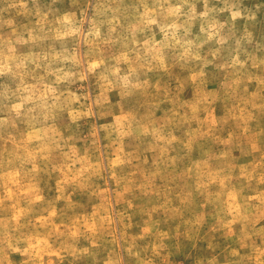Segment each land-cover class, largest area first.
Masks as SVG:
<instances>
[{
  "label": "rangeland",
  "instance_id": "1",
  "mask_svg": "<svg viewBox=\"0 0 264 264\" xmlns=\"http://www.w3.org/2000/svg\"><path fill=\"white\" fill-rule=\"evenodd\" d=\"M0 264H264V0H0Z\"/></svg>",
  "mask_w": 264,
  "mask_h": 264
}]
</instances>
